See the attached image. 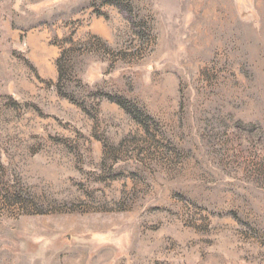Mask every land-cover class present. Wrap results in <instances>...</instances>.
Segmentation results:
<instances>
[{"label":"rangeland","instance_id":"1","mask_svg":"<svg viewBox=\"0 0 264 264\" xmlns=\"http://www.w3.org/2000/svg\"><path fill=\"white\" fill-rule=\"evenodd\" d=\"M0 264H264V0H0Z\"/></svg>","mask_w":264,"mask_h":264},{"label":"trees","instance_id":"2","mask_svg":"<svg viewBox=\"0 0 264 264\" xmlns=\"http://www.w3.org/2000/svg\"><path fill=\"white\" fill-rule=\"evenodd\" d=\"M120 11H124V8L122 9V7H120ZM128 19H130L132 21V19L130 17H127ZM134 25V24H133ZM107 99L111 102L116 103L118 106H120L125 112H127L128 114L132 115V117L137 120L138 116L136 113H139V109L136 106L130 105L127 100H125L123 97L121 96H117V95H108ZM138 121V120H137Z\"/></svg>","mask_w":264,"mask_h":264}]
</instances>
